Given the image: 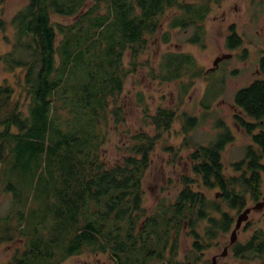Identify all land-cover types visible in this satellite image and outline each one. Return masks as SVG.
I'll return each mask as SVG.
<instances>
[{
  "label": "trees",
  "instance_id": "16d2710c",
  "mask_svg": "<svg viewBox=\"0 0 264 264\" xmlns=\"http://www.w3.org/2000/svg\"><path fill=\"white\" fill-rule=\"evenodd\" d=\"M209 1L28 0L13 15L14 42L0 61L8 70L23 69L24 95L15 97L10 85H0V200L3 195L11 200L1 217L0 243L17 232L22 245L6 264H63L85 251L106 252L116 264H153L154 257L162 256L161 264H194L195 257L193 262L176 259L182 231L193 235L202 223L205 235L212 229L216 234L235 222L233 214L195 185L217 187L222 203L237 212L248 198L260 200L264 78L235 95L242 112L234 118L251 139L245 156L232 164L237 176L224 173L226 141L193 143L189 159L194 176L182 175L174 200L163 198L150 210L144 205L150 153L176 118L170 107L151 116L156 133L134 134L119 159L109 161L102 152L110 116L122 115L118 97L125 77L141 64L137 59L161 29L166 12L176 10L170 29L192 26L187 41L201 42ZM59 16L75 19L66 24L55 19ZM162 39L168 42L169 32ZM261 67L264 73V57ZM158 72L165 81L206 73L187 52L164 53ZM209 95H215L212 89L204 100ZM185 116L187 132L197 118ZM227 132L228 141L233 140ZM14 218L18 221L12 226Z\"/></svg>",
  "mask_w": 264,
  "mask_h": 264
},
{
  "label": "rangeland",
  "instance_id": "374dc122",
  "mask_svg": "<svg viewBox=\"0 0 264 264\" xmlns=\"http://www.w3.org/2000/svg\"><path fill=\"white\" fill-rule=\"evenodd\" d=\"M186 1L199 2L201 0ZM27 2L28 0H0V54L12 49L14 28L11 19ZM252 4L253 0H210L209 12L204 20L205 36L201 42L197 43L187 41L193 32L192 26H189L185 31L183 28H169L168 22L173 11L176 10L167 11L164 20H162L161 29L151 39L149 48L143 51L137 59L141 64L137 69L131 68L132 71L127 73L124 88L118 97V104L122 111V115L119 116L121 118H117L115 115L110 116V125L102 145V152L107 160L119 159L125 153L124 147L134 141V134L141 131L149 134L156 133L157 128L152 125L151 116L158 108L170 107L176 114L171 127L167 131H162L154 150L150 153L151 164L145 173L143 184L144 205L149 210L163 198L166 201L174 200L182 187L183 174L194 176L189 154L196 144L209 145L220 139L226 141L222 151L224 173L230 177L237 176L238 172L235 171L232 164L245 156L247 145L251 143V139L234 118L235 113L242 112L236 106L235 95L239 89L249 85L251 79L259 76L255 72L257 57L264 52V10H261L262 6H259L257 13L245 9ZM256 5L258 6V4ZM251 13L257 15L258 18L255 20L248 18L247 16H252ZM55 19L69 24L74 22L75 17L59 16ZM1 22H3V27ZM233 23L243 37L240 47L248 49V53L244 56H242L243 52L240 47L236 50L225 48V35L228 26ZM258 31L261 34H257ZM165 32L170 34L168 42H164L162 39ZM257 35L258 37H255ZM166 52L190 53L195 58L197 66L206 71L205 77L191 79L189 75H184L180 80H162L159 77L158 62ZM223 52H232L233 57L222 58L223 61L217 68L209 70L216 56H221ZM130 61L129 56L126 55L124 65L128 67ZM1 84L10 85L15 97L23 96V69L8 70L0 61ZM187 84L188 88L185 91L183 86ZM209 89H212V93L215 95H209V98L204 100ZM202 100L210 103V107L205 108ZM185 113L197 118L196 123L187 132H184L182 127L183 123L187 125L190 123L185 120ZM227 129L233 140L228 141ZM187 141L190 142V145L183 146ZM169 147L177 150L178 154L174 155L172 150L168 149ZM262 161L264 162V156ZM261 179L263 195L264 172ZM194 188L203 192L210 199L215 198L223 210L233 214L235 220L237 210H230L226 204L222 203L217 193L219 192L217 187L205 189L195 185ZM10 202L7 195H3L0 200V233L3 224L1 217L7 213ZM256 202L248 198L244 207H252ZM17 221V218H14L11 225H16ZM204 226L205 224L201 223L196 226L195 230L202 232ZM256 228L264 229V208L250 212L248 220L242 224L239 238L245 240L251 232L256 231ZM201 239L204 241L206 237H201ZM193 240V235L188 234L184 229L176 248V259L180 263L186 261V257L187 259L191 258V262H193L196 257ZM21 245L22 240L17 232H14L11 240H3L0 243V264H6ZM219 251L221 252V248ZM203 253L200 254V259ZM164 261L165 256L154 257L152 263L161 264ZM202 262H205L204 257H202ZM63 264H116V262L106 252L90 253L85 251L68 257Z\"/></svg>",
  "mask_w": 264,
  "mask_h": 264
},
{
  "label": "flooded vegetation",
  "instance_id": "af4514ba",
  "mask_svg": "<svg viewBox=\"0 0 264 264\" xmlns=\"http://www.w3.org/2000/svg\"><path fill=\"white\" fill-rule=\"evenodd\" d=\"M256 4H258V6ZM259 6H262L261 10H264V0H259V2H257V0H253V4L246 7L245 9L248 10L249 12L254 11L255 13H257ZM251 15L252 16H247V17L254 18V20L255 18H258L257 15L253 13H251ZM257 34H261V32L258 31ZM232 35L233 37H231ZM255 37H258V35ZM242 39L243 37L236 30L234 23L230 24L227 29V34L225 35V44H226L225 48L227 50L238 49L243 43ZM240 49H242L243 52L242 56L248 53V49L246 47H240ZM223 55H224L223 59L233 57L232 52H223L221 56ZM221 56L220 55L216 56V58ZM263 57H264V52L261 53L259 57H257L258 62L255 72L259 76L251 79L250 83L253 82L254 80L264 78V73L261 67ZM223 59L218 60L217 64L214 63L215 62L214 60L213 61L214 68H217L219 64L223 61ZM246 221L242 222V224L245 223ZM242 224L237 229L235 239L233 241H231V232L234 228L233 225L232 227L228 228L226 231H220L216 234L213 229L211 233H208L206 235L204 234L203 231L202 233L196 230L195 233L193 234L194 237L193 241L194 244H196L194 245V253H197L194 264H210L213 261H215L216 264H264V245H263L264 229L256 228V231L251 232L249 237H247L245 240H241L239 236L242 231L241 230ZM199 225L201 224H196L195 228L196 226ZM204 236L206 237V240L203 241L201 237ZM219 248H221V252L219 251ZM201 253L203 254L200 259ZM202 257H204L205 262H202Z\"/></svg>",
  "mask_w": 264,
  "mask_h": 264
},
{
  "label": "water",
  "instance_id": "95a60500",
  "mask_svg": "<svg viewBox=\"0 0 264 264\" xmlns=\"http://www.w3.org/2000/svg\"><path fill=\"white\" fill-rule=\"evenodd\" d=\"M223 57H224V55L216 58L214 63L217 64L218 60L222 59ZM263 207H264V194H263L262 198L260 200H258L252 207H245L242 211H240L238 213L237 218H236V222H235V226L231 232V241H233L235 239L237 229L240 227V225L243 221L247 220L250 211L252 209L260 210ZM210 264H216V262L213 261Z\"/></svg>",
  "mask_w": 264,
  "mask_h": 264
},
{
  "label": "bare ground",
  "instance_id": "6f19581e",
  "mask_svg": "<svg viewBox=\"0 0 264 264\" xmlns=\"http://www.w3.org/2000/svg\"><path fill=\"white\" fill-rule=\"evenodd\" d=\"M194 4V3H193ZM202 23V22H201ZM224 231V230H223ZM196 248V247H195ZM172 250V249H171ZM171 252V251H170ZM162 258V257H161Z\"/></svg>",
  "mask_w": 264,
  "mask_h": 264
}]
</instances>
